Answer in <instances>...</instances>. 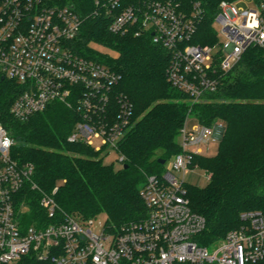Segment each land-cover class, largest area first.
Returning <instances> with one entry per match:
<instances>
[{"label":"built area","instance_id":"built-area-1","mask_svg":"<svg viewBox=\"0 0 264 264\" xmlns=\"http://www.w3.org/2000/svg\"><path fill=\"white\" fill-rule=\"evenodd\" d=\"M64 0H0V74L18 87L11 114L27 121L52 103L75 111L79 121L70 143L97 152L118 153L134 111L117 90L120 76L108 65L75 52L73 43L86 20ZM246 3V7H239ZM95 0L91 17L107 21L112 35L149 36L170 54L167 81L195 104L218 90L252 47L264 48V0ZM212 17L220 27L217 42H194ZM187 118L180 134L181 153L166 161L161 176L151 175L140 192L146 207L141 221L111 231L96 218L64 213L52 195L33 183L32 165L11 155L13 139L0 123V264L34 257L50 264H264V214L241 215L242 225L227 234L213 253L199 244L206 228L192 212L186 177L193 156L221 140L223 124L213 128ZM98 142V144H97ZM126 158L119 154L124 165ZM40 191L39 206L50 223L23 227L29 206L19 199L27 188ZM101 224V223H99Z\"/></svg>","mask_w":264,"mask_h":264},{"label":"trees","instance_id":"trees-1","mask_svg":"<svg viewBox=\"0 0 264 264\" xmlns=\"http://www.w3.org/2000/svg\"><path fill=\"white\" fill-rule=\"evenodd\" d=\"M215 10L221 0H210ZM95 0H64L86 18L75 52L110 66L119 76L117 90L132 104L134 117L130 129L118 144V154L126 160L121 169L106 164L93 147L70 143L79 116L64 104L55 102L46 111L23 122L11 114L19 90L0 74V123L13 139L11 155L19 164L34 168L33 183L52 195L66 214L82 219L106 215L107 227H121L146 217L140 192L151 175L161 176L160 160H171L181 153L180 134L188 117L213 128L223 124L215 155L193 156V166L207 173L206 187L188 186L192 212L206 221L197 241L213 247L232 230L241 227V215L264 214V48L252 47L240 63L221 77L218 90L200 103L189 98L167 81L170 54L154 45L149 36L112 35L105 19L91 17ZM214 10L212 12H214ZM194 42H217L210 17ZM101 44L116 56L94 50ZM40 191L27 187L19 196L27 212L21 215L23 227L48 224L39 206ZM16 264H50L26 257Z\"/></svg>","mask_w":264,"mask_h":264},{"label":"rangeland","instance_id":"rangeland-1","mask_svg":"<svg viewBox=\"0 0 264 264\" xmlns=\"http://www.w3.org/2000/svg\"><path fill=\"white\" fill-rule=\"evenodd\" d=\"M239 7H246V3H242ZM215 29L219 32L220 31V27L218 25H215ZM219 39V37H218ZM92 48L94 50H96L97 52L104 54V55H108L110 57H115L116 53L113 52L112 50H110L109 48L101 45V44H96V43H92L91 44ZM190 105L193 104L192 102H189ZM190 119H192L189 124L192 126L193 124H195V121L193 120L192 117H190ZM224 126V125H223ZM180 141V139H179ZM98 144V142H97ZM205 151V154L207 155H215L218 152V148H219V141L213 142L209 145V147H200ZM101 156L104 158V162L106 164L109 165H113L115 169H121V167L123 165L120 164L119 162V154L116 151L113 150H109L106 149L102 152ZM209 180L207 178V173L206 171H204L203 169H200L198 167H194V171H192L191 173H189L186 177V185L188 186H197L200 188H204L208 185ZM106 221V215L105 214H101L99 216L96 217L95 220V226L93 227L94 232L98 233L101 231L102 228V224L105 223ZM101 223V224H99ZM219 245H215L213 247L210 248V252L213 253L214 251H216L218 249Z\"/></svg>","mask_w":264,"mask_h":264},{"label":"water","instance_id":"water-1","mask_svg":"<svg viewBox=\"0 0 264 264\" xmlns=\"http://www.w3.org/2000/svg\"><path fill=\"white\" fill-rule=\"evenodd\" d=\"M159 162L161 165H164L166 163V160L161 159Z\"/></svg>","mask_w":264,"mask_h":264}]
</instances>
